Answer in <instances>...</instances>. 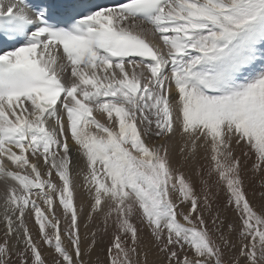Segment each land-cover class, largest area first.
Listing matches in <instances>:
<instances>
[{
	"label": "snow or ice",
	"instance_id": "1",
	"mask_svg": "<svg viewBox=\"0 0 264 264\" xmlns=\"http://www.w3.org/2000/svg\"><path fill=\"white\" fill-rule=\"evenodd\" d=\"M249 171L264 0H0V264H264Z\"/></svg>",
	"mask_w": 264,
	"mask_h": 264
},
{
	"label": "rangeland",
	"instance_id": "2",
	"mask_svg": "<svg viewBox=\"0 0 264 264\" xmlns=\"http://www.w3.org/2000/svg\"><path fill=\"white\" fill-rule=\"evenodd\" d=\"M246 183V190L248 192L249 199L253 202L254 205L259 207L261 203H264V201L261 200L262 194H264V187H262V183L264 181L261 180L260 174H255L251 171H249L248 176L245 178ZM79 203V201H78ZM86 222V217L81 220V233L84 232V223ZM83 223V224H82ZM107 239H105L102 243L98 245L96 250L91 253V262L92 264H104V249L107 245ZM97 257H99V261L97 260ZM153 257H149V259H152ZM85 259H89V257H85Z\"/></svg>",
	"mask_w": 264,
	"mask_h": 264
},
{
	"label": "bare ground",
	"instance_id": "3",
	"mask_svg": "<svg viewBox=\"0 0 264 264\" xmlns=\"http://www.w3.org/2000/svg\"><path fill=\"white\" fill-rule=\"evenodd\" d=\"M78 205H79V203H78ZM83 224V223H82ZM82 229V228H81ZM82 232V231H81ZM83 234V233H82Z\"/></svg>",
	"mask_w": 264,
	"mask_h": 264
}]
</instances>
